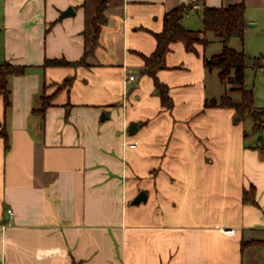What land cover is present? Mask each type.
I'll use <instances>...</instances> for the list:
<instances>
[{
	"label": "crops",
	"instance_id": "crops-1",
	"mask_svg": "<svg viewBox=\"0 0 264 264\" xmlns=\"http://www.w3.org/2000/svg\"><path fill=\"white\" fill-rule=\"evenodd\" d=\"M104 1L88 66L45 67L91 49ZM239 4L244 40L228 46L264 56V0H0V63L28 67L9 109L0 96V264H264V246L242 245L264 241V115L249 132L235 109L206 107L232 88L204 65L223 43L171 45L157 74L171 110L143 74L166 13L192 6L182 24L201 32L206 8Z\"/></svg>",
	"mask_w": 264,
	"mask_h": 264
},
{
	"label": "trees",
	"instance_id": "trees-1",
	"mask_svg": "<svg viewBox=\"0 0 264 264\" xmlns=\"http://www.w3.org/2000/svg\"><path fill=\"white\" fill-rule=\"evenodd\" d=\"M108 1H104L97 9L96 17L93 21L92 47L81 60L68 62L66 60H46L45 67H87V60L92 56L99 46V37L107 19L105 10ZM192 9V6H180L166 13L163 20V31L155 35L157 47L150 57H144L143 74L151 77L154 81L155 89L159 94L162 104L169 110L173 107V101L169 95L168 87L158 79V72L167 68L166 59L171 51V45L182 42L188 52H195V44L207 45L206 33L212 32L216 38L223 43V50L220 54L204 59V65L209 71H218V77L222 84L231 85L230 92L241 94L239 102L233 101L228 95L220 100H212L206 103V107L233 108L240 118L245 112L253 114L256 126L261 123L263 111L255 107V97L253 91L247 90L245 86V73L247 69V56L244 51H237L228 46L233 38L244 40L246 28L245 6L244 4L230 6L228 8H206L203 14V31L187 30L183 24L184 15ZM203 34V38L199 36ZM253 66L258 69L264 68V56L252 59ZM28 70L27 66L14 65L11 63H0V96L3 98L5 110L11 107V90L9 80L11 77L22 76ZM72 79H67L63 86L70 85ZM43 107L34 111L43 114L50 105L49 99L43 97ZM0 137L4 140L5 151L10 149L9 133L4 123L0 121ZM247 200V199H246ZM253 204H256L253 201ZM243 247L250 245H264V242H243ZM80 264V263H74Z\"/></svg>",
	"mask_w": 264,
	"mask_h": 264
},
{
	"label": "rangeland",
	"instance_id": "rangeland-1",
	"mask_svg": "<svg viewBox=\"0 0 264 264\" xmlns=\"http://www.w3.org/2000/svg\"><path fill=\"white\" fill-rule=\"evenodd\" d=\"M199 15H197L196 13L191 14L190 16H188V19L186 20V25L187 23H191L193 29H196V25L199 19ZM190 25V24H189ZM195 27V28H194ZM199 38H203L201 36H199ZM216 48V47H215ZM213 48V49H215ZM219 52V51H218ZM247 64V69H246V73H245V86L247 90L253 91L254 97L256 99L255 102V107L260 111H263L262 115H264V68L263 69H258L255 68L253 66V62L252 59L248 57V60L246 62ZM213 76L211 78V82L214 81L216 82V75L218 74L217 70H214L212 72ZM220 91H225L224 86H220ZM228 94L232 93L230 92V89L226 91ZM227 94V95H228ZM230 97V95H228ZM235 98L237 99V101L240 100V95H236ZM263 108V109H262ZM240 118V116H237V119ZM242 121H244L247 125V128L249 130V132H255L256 128H255V118L253 116V114H251L250 112H245L243 114V116L241 117ZM257 242V241H254ZM259 243H262L264 241H258ZM264 246V245H261Z\"/></svg>",
	"mask_w": 264,
	"mask_h": 264
},
{
	"label": "water",
	"instance_id": "water-1",
	"mask_svg": "<svg viewBox=\"0 0 264 264\" xmlns=\"http://www.w3.org/2000/svg\"><path fill=\"white\" fill-rule=\"evenodd\" d=\"M71 14H74L72 9H69L68 11H66L64 13V16H70ZM137 128L136 126H131L130 127V133L134 134L136 132ZM148 199V195L146 192H140L139 195L134 199L133 201V205H141L142 203H146Z\"/></svg>",
	"mask_w": 264,
	"mask_h": 264
},
{
	"label": "built area",
	"instance_id": "built-area-1",
	"mask_svg": "<svg viewBox=\"0 0 264 264\" xmlns=\"http://www.w3.org/2000/svg\"><path fill=\"white\" fill-rule=\"evenodd\" d=\"M130 79H131V80H133L134 78H133V77H131ZM130 147H131V148H134V147H135V145H131ZM8 214H9L11 217H13V216H14V213H13V211H12V210H9V211H8Z\"/></svg>",
	"mask_w": 264,
	"mask_h": 264
}]
</instances>
